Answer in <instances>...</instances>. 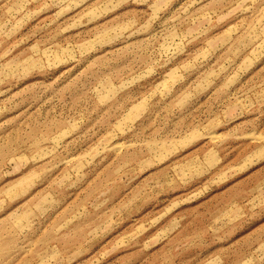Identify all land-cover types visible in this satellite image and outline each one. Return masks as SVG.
<instances>
[{
	"label": "rangeland",
	"instance_id": "rangeland-1",
	"mask_svg": "<svg viewBox=\"0 0 264 264\" xmlns=\"http://www.w3.org/2000/svg\"><path fill=\"white\" fill-rule=\"evenodd\" d=\"M0 264H264V0H0Z\"/></svg>",
	"mask_w": 264,
	"mask_h": 264
}]
</instances>
